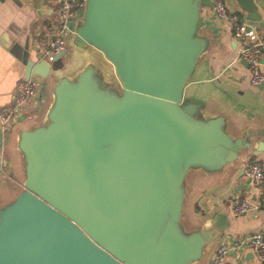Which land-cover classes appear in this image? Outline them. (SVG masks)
Instances as JSON below:
<instances>
[{
    "label": "water",
    "instance_id": "1",
    "mask_svg": "<svg viewBox=\"0 0 264 264\" xmlns=\"http://www.w3.org/2000/svg\"><path fill=\"white\" fill-rule=\"evenodd\" d=\"M230 3L259 19L256 0ZM210 5L83 0L70 37L83 59L72 74L52 76L43 120L14 135L23 179L0 203V264L201 258L210 233L182 222L188 173L218 171L262 146L251 140L256 130L234 137L223 115H203L202 102L183 94L208 47L198 23L200 8ZM46 9L35 7L37 15ZM22 61L26 78L52 73L38 55L26 52ZM1 143L0 126V152Z\"/></svg>",
    "mask_w": 264,
    "mask_h": 264
},
{
    "label": "crops",
    "instance_id": "2",
    "mask_svg": "<svg viewBox=\"0 0 264 264\" xmlns=\"http://www.w3.org/2000/svg\"><path fill=\"white\" fill-rule=\"evenodd\" d=\"M256 1L260 8L259 19H248V23L254 27L251 38L261 40L264 45V0ZM41 4L47 5L50 12L46 9L37 15L35 7ZM54 11L52 0H0V106L10 101L15 83L25 77L23 56L27 52V58L36 57V32L42 31L47 21L54 18ZM199 15L198 32L207 37L208 47L184 84L183 94L202 102L203 115H223L232 136L241 137L246 130H256L251 139L253 144L262 141L255 155L250 153L253 149L250 147L242 158L218 171L195 169L188 173L182 222L187 228H201L210 233L201 258L192 264H211L218 246L229 245L240 236L264 230V205L261 204L264 196V81L260 84L248 81L247 66L237 57L239 42L233 39L227 21L215 17L209 6H202ZM79 56L82 60L83 54ZM56 64L57 61L52 64L51 75L40 78L36 95L25 105V113H19L12 124L11 147L17 130L43 120L50 100V77L59 72L72 74L77 68L75 63L63 67ZM256 69L264 74V49ZM32 112L28 117L27 114ZM248 159H256L263 167V176L258 182L252 181L244 172L240 174ZM236 197H246L249 208L233 214L231 204ZM222 264H264V261L257 259L245 245L239 251L228 252Z\"/></svg>",
    "mask_w": 264,
    "mask_h": 264
},
{
    "label": "built area",
    "instance_id": "3",
    "mask_svg": "<svg viewBox=\"0 0 264 264\" xmlns=\"http://www.w3.org/2000/svg\"><path fill=\"white\" fill-rule=\"evenodd\" d=\"M55 4V16L47 21L46 27L36 32L35 49L38 56L43 57L50 63H54L55 55L66 49L68 40L73 30V19L81 13L83 0H52ZM231 0H211L210 10L215 17L227 21L232 37L238 40L239 57L247 66L249 71L248 81L251 84H260L264 81V74L257 71V65L264 49L261 40L252 39L254 27L248 23V19L238 9L233 8ZM72 23V25H71ZM40 87L38 76L20 78L14 87L10 101L0 106V126L2 134L9 130L16 121L19 113L23 112L25 105L32 99ZM263 167L256 159H248L244 164V174L252 181L258 182L262 179ZM264 205V196L261 197ZM249 201L246 197H236L231 204L233 214L246 211ZM248 245L251 253L260 261H264V230L253 232L236 238L229 245L218 246L211 259V264H222L228 252L239 251Z\"/></svg>",
    "mask_w": 264,
    "mask_h": 264
},
{
    "label": "rangeland",
    "instance_id": "4",
    "mask_svg": "<svg viewBox=\"0 0 264 264\" xmlns=\"http://www.w3.org/2000/svg\"><path fill=\"white\" fill-rule=\"evenodd\" d=\"M82 10V9H81ZM82 13V12H81ZM80 14H77L73 19L74 23L79 19ZM55 16V14H54ZM72 25V23H71ZM74 25V24H73ZM79 53L78 50L75 49L71 44L66 46L63 54L58 57L57 64L58 66H66L68 63H75L77 64L79 61ZM51 78V82L54 80L53 77ZM42 82V81H41ZM30 110H27L29 112ZM25 113V110L22 112ZM32 113L27 114L29 117ZM37 114V113H36ZM35 114V115H36ZM34 115V116H35ZM10 128H12L10 126ZM7 130L2 134V143H1V152L0 157L4 160V167L0 169V203H4L8 199H10L13 195L17 193L21 189L22 186V179L23 175L18 172V165L16 162V155L15 151L12 149L10 140H11V132ZM6 169H8L6 175Z\"/></svg>",
    "mask_w": 264,
    "mask_h": 264
},
{
    "label": "flooded vegetation",
    "instance_id": "5",
    "mask_svg": "<svg viewBox=\"0 0 264 264\" xmlns=\"http://www.w3.org/2000/svg\"><path fill=\"white\" fill-rule=\"evenodd\" d=\"M16 155V154H15ZM16 162H17V156H16ZM17 165H18V163H17ZM1 168H5L4 167V160L3 159H1V157H0V169ZM18 172H20V169H19V166H18ZM7 171H8V169H6V175L8 176V173H7ZM21 188H22V186H21ZM18 192V191H17Z\"/></svg>",
    "mask_w": 264,
    "mask_h": 264
}]
</instances>
